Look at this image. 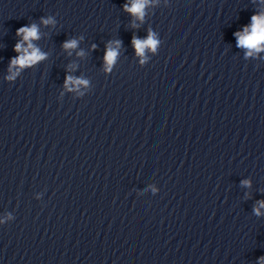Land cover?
<instances>
[{"label": "clouds", "instance_id": "obj_1", "mask_svg": "<svg viewBox=\"0 0 264 264\" xmlns=\"http://www.w3.org/2000/svg\"><path fill=\"white\" fill-rule=\"evenodd\" d=\"M152 0H130L129 3L124 5V10L129 14L133 15L137 19L143 21L145 16V9L151 4ZM264 2V0H262ZM251 24L243 28L242 32L235 33L237 38V47L247 49L246 55H252L253 52L264 51V12H259L252 16ZM41 22L44 25L54 24L55 21L49 17L47 19L42 18ZM135 27V25H133ZM16 35L21 37V40L15 44L14 51L19 55L14 57L9 64V72L11 75L7 79L12 80L18 74L19 69L24 67H30L46 58V53L41 52V50L33 44L34 40L40 38L38 25L33 23L30 25H25L17 29ZM115 44V47L112 44ZM133 47L137 55H143L145 49L151 48L155 50L159 44L156 34L149 32L146 39L141 40L137 37L132 39ZM121 45L120 40L114 42H109L105 53V64L106 70L110 71L111 65L115 63V60L119 54V47ZM63 48L65 50L76 49L78 46V41L76 39L67 40L63 43ZM95 48V45H93ZM77 55H83V52L77 53ZM13 68L17 71L13 72ZM81 84L86 85L87 81L74 78L72 76H67L65 79V87L68 90H72L69 86H79ZM241 185L245 187H250V181H241ZM264 209V201H258L257 205L253 208V213L256 216L264 215L261 212ZM257 264H264V256L259 257Z\"/></svg>", "mask_w": 264, "mask_h": 264}]
</instances>
